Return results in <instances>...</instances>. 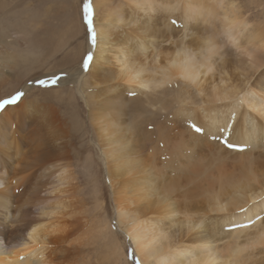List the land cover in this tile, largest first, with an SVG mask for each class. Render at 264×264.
Returning <instances> with one entry per match:
<instances>
[{"label":"bare ground","instance_id":"1","mask_svg":"<svg viewBox=\"0 0 264 264\" xmlns=\"http://www.w3.org/2000/svg\"><path fill=\"white\" fill-rule=\"evenodd\" d=\"M91 3L87 72L83 44L81 64L41 66L33 17L0 27V99L25 93L0 110V264H131L124 234L140 264H264V28L231 0ZM188 120L231 125L248 148L226 150ZM229 221L241 226L224 231Z\"/></svg>","mask_w":264,"mask_h":264},{"label":"rangeland","instance_id":"2","mask_svg":"<svg viewBox=\"0 0 264 264\" xmlns=\"http://www.w3.org/2000/svg\"><path fill=\"white\" fill-rule=\"evenodd\" d=\"M231 1H233L237 5V11H239L241 16L245 17L247 21L264 28V0ZM84 3V0H0V27H3L5 24H7L6 17L11 19V21L15 24V28H18L19 24L24 18L27 21L26 23H28L29 17H33L34 22L33 28H30V38H34L32 40L35 42L36 48L41 47V49H43L42 52H45L43 57H46V60L42 62V64L44 65L41 66L47 69L54 68L57 65L56 61L59 58L61 60L62 57L65 56L74 58V63H72V66H76L77 64L75 59H79L75 55V53L77 52L76 49L81 46V44H83L85 45L86 49L85 51H83L84 55L82 56L84 57L87 52L86 37L88 34L86 32L85 23L82 20ZM8 10L10 12H8ZM7 13H10L11 15L8 17ZM55 15L57 17H54ZM54 29L57 31L55 32ZM48 36H52V40L47 39V42L49 44L43 41V39L48 38ZM48 47H50L49 51L46 52V49H48ZM79 64H81V60L79 61ZM61 70L63 69L61 68ZM29 82L30 80H25L20 84V86L24 83L27 84ZM9 86L10 85H7V87ZM1 99H3V97H1ZM79 105L81 107L79 106L78 112H81L82 118L85 120V124H87L86 126H84V128L86 129L85 131L88 133L89 128L87 127L88 122L86 120L87 114L84 113L85 109L82 103H80ZM83 133V131H80L75 135V138H78L77 144L79 145L81 143H84V141L88 140L87 137H89V135L87 133L86 140H83ZM97 165L96 169L98 168V171L101 172L104 181V183H102L104 186V189L102 190V196L103 200L105 201V207L111 212L112 220H115V211L113 212L110 192L107 189V175L104 171V167L102 166V164H100L99 162V165ZM80 177V179H83L84 176L80 175ZM123 239L127 249V256L131 261V264H133L132 258L129 253L131 252V250L134 249V247L131 245V241L127 238L125 234ZM136 257H138L137 254Z\"/></svg>","mask_w":264,"mask_h":264},{"label":"snow or ice","instance_id":"3","mask_svg":"<svg viewBox=\"0 0 264 264\" xmlns=\"http://www.w3.org/2000/svg\"><path fill=\"white\" fill-rule=\"evenodd\" d=\"M177 10H180L183 5L177 4L174 6ZM82 20L85 23L86 26V32L88 34L87 38L90 40V46L95 47L97 44V32L95 30L94 26V21H93V6L91 3V0H85V3L83 5V15H82ZM173 25H177L178 21L176 19H173L171 21ZM211 43V42H209ZM94 61V54L91 50L87 52V54L83 57L82 60V71H89L90 66L93 64ZM64 75H67V73H64ZM59 80V77L53 76L52 79L50 80H44V79H39L36 81L41 86H49L54 85L57 83ZM130 95L135 96V92H130ZM25 95L23 91H17L15 94L8 96L7 98L0 99V110L6 109L7 106L10 105H17L19 101H21L22 97ZM188 126L190 129L193 131L194 134L196 135H205L209 136L210 138L213 139L214 142L221 144L222 147H224L226 150L229 151H244L245 149L248 148L247 143H240V142H232L230 140V135L231 133L229 132L228 135H225V132L228 128L231 127V125H225L224 127H220L219 125L216 126V131L212 132L210 131L209 127H206L204 125H198L197 123L193 122L192 120L187 121ZM151 127V125H149ZM21 190L17 189V192L19 193ZM22 211V209H21ZM240 212L246 211L244 208L239 209ZM256 219L258 220H264V217L257 216ZM255 221L249 220L247 225H244V227H248L252 224H254ZM241 225L237 224L235 221H229L226 222L225 225H221V227L224 229V231H231L237 227H240ZM111 227L114 230H119V223L116 220H113ZM129 255L132 258L133 264H140L139 258L136 257L135 250H131Z\"/></svg>","mask_w":264,"mask_h":264}]
</instances>
